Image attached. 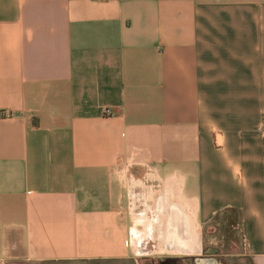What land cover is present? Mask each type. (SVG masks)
Wrapping results in <instances>:
<instances>
[{
	"label": "crops",
	"instance_id": "obj_1",
	"mask_svg": "<svg viewBox=\"0 0 264 264\" xmlns=\"http://www.w3.org/2000/svg\"><path fill=\"white\" fill-rule=\"evenodd\" d=\"M264 0H0V264H264Z\"/></svg>",
	"mask_w": 264,
	"mask_h": 264
},
{
	"label": "rangeland",
	"instance_id": "obj_2",
	"mask_svg": "<svg viewBox=\"0 0 264 264\" xmlns=\"http://www.w3.org/2000/svg\"><path fill=\"white\" fill-rule=\"evenodd\" d=\"M207 234L211 236L209 239V243L211 244V253L214 255H218L221 257V255H229L225 258H220V260L228 263V264H250L248 258L244 256L243 248L238 243L236 244H230L229 242L226 243L224 246V241L219 237V233L217 231V228L209 226L207 228ZM180 260V259H179ZM179 264H190L189 261L182 260Z\"/></svg>",
	"mask_w": 264,
	"mask_h": 264
},
{
	"label": "trees",
	"instance_id": "obj_3",
	"mask_svg": "<svg viewBox=\"0 0 264 264\" xmlns=\"http://www.w3.org/2000/svg\"><path fill=\"white\" fill-rule=\"evenodd\" d=\"M181 260L179 259H164L161 261H158L156 264H179Z\"/></svg>",
	"mask_w": 264,
	"mask_h": 264
},
{
	"label": "built area",
	"instance_id": "obj_4",
	"mask_svg": "<svg viewBox=\"0 0 264 264\" xmlns=\"http://www.w3.org/2000/svg\"><path fill=\"white\" fill-rule=\"evenodd\" d=\"M261 135L264 137V129L261 130Z\"/></svg>",
	"mask_w": 264,
	"mask_h": 264
}]
</instances>
